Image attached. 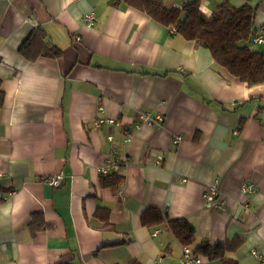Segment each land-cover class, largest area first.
<instances>
[{"label":"crops","instance_id":"crops-1","mask_svg":"<svg viewBox=\"0 0 264 264\" xmlns=\"http://www.w3.org/2000/svg\"><path fill=\"white\" fill-rule=\"evenodd\" d=\"M224 1L250 4L264 27V0L198 4L208 15ZM31 33L29 58L51 45L61 54L27 58ZM0 88V264H180L166 222L142 224L148 208L185 218L193 251L240 236L234 264L264 258V83L247 86L208 48L123 3L0 0ZM106 157L125 166L104 185Z\"/></svg>","mask_w":264,"mask_h":264},{"label":"trees","instance_id":"trees-1","mask_svg":"<svg viewBox=\"0 0 264 264\" xmlns=\"http://www.w3.org/2000/svg\"><path fill=\"white\" fill-rule=\"evenodd\" d=\"M109 3L114 6L122 3L132 6L160 24L175 26L176 32L183 38L193 40L196 45L208 48L216 63L225 67L230 74L238 77L247 86L264 83V52L252 48L253 37L257 29L254 27L255 10L250 4L246 3L236 7L230 2L224 1L211 14L207 15L200 10L198 0L186 3L182 7L170 9L164 6L163 0H109ZM34 27L35 35H42L38 25ZM32 35L31 33L20 47V51L27 58L29 57L24 50V45L32 38ZM33 48L30 47V49ZM38 50L36 55L29 59L33 60L39 55L57 57L61 54V50L55 45H51L45 50L40 48ZM3 100L4 93L0 88V108L3 105ZM263 109L262 105L259 112ZM112 179L120 180V177L115 174L103 175L101 182L106 185ZM141 222L149 227L166 222L168 229L183 246L190 245L194 240L195 229L185 218L166 221L161 210L157 208L146 209L141 215ZM242 240L240 236L213 243L204 240L197 246L194 253L208 258L217 257L221 264H234V259L227 254L233 252L242 243ZM129 264L138 263L132 260Z\"/></svg>","mask_w":264,"mask_h":264},{"label":"built area","instance_id":"built-area-1","mask_svg":"<svg viewBox=\"0 0 264 264\" xmlns=\"http://www.w3.org/2000/svg\"><path fill=\"white\" fill-rule=\"evenodd\" d=\"M93 19V15L87 14L85 16V20L91 21ZM25 21L33 24V26L38 25V21L36 19H32L30 17L25 18ZM168 31L174 33L176 32V27L173 25L167 26ZM253 42L254 43H263L264 42V27H260L257 29L256 34L253 37ZM144 118L149 122L150 117L148 114L144 115ZM109 123V124H115L117 121L114 118L111 117H97L94 124L95 126H99L102 123ZM109 138H111L109 136ZM160 157H157L155 162H159ZM124 164H122L117 158H111V157H106L104 162L99 166L98 170L100 171L101 174L105 175L109 171H114L120 173L123 168ZM63 178V173L60 171L59 173H56L55 175L49 176L47 179L48 183L52 186H58L60 185L61 181ZM251 188V185H245L243 187V190H248ZM214 187H211L208 192H206L205 195V202L207 205H210L211 202L214 199ZM3 199L2 194L0 193V200ZM253 254L256 255L259 259V264H264V258L259 255L257 251H253ZM180 264H204L203 256L200 254L194 253V251L191 249L189 245H184L183 246V252L182 256L179 259Z\"/></svg>","mask_w":264,"mask_h":264}]
</instances>
